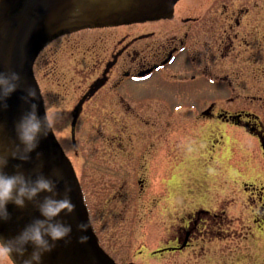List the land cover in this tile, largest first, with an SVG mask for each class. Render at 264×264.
Listing matches in <instances>:
<instances>
[{"label": "rangeland", "instance_id": "1", "mask_svg": "<svg viewBox=\"0 0 264 264\" xmlns=\"http://www.w3.org/2000/svg\"><path fill=\"white\" fill-rule=\"evenodd\" d=\"M70 57L67 53L61 64L69 67ZM234 79L208 75L203 84L208 89ZM236 82L233 105L222 94L223 105L213 108V115L245 112L264 130V70L240 75ZM212 97L205 106H194L193 96L180 102L184 104L95 106L77 124L78 154L71 133L72 107L48 101L52 127L116 264H264V226L256 222L261 203L251 199L264 184L260 143L243 128L204 118L209 101L216 100ZM151 151L156 172L140 184L148 161L139 163V169L135 157ZM160 195L165 196L166 213L155 203ZM197 211L218 215L216 237L200 238L181 253H157L163 245L156 235L170 227L177 233Z\"/></svg>", "mask_w": 264, "mask_h": 264}, {"label": "flooded vegetation", "instance_id": "2", "mask_svg": "<svg viewBox=\"0 0 264 264\" xmlns=\"http://www.w3.org/2000/svg\"><path fill=\"white\" fill-rule=\"evenodd\" d=\"M67 53L71 54L69 67L61 64ZM259 69L264 70V0H179L168 18L66 34L47 45L34 64L46 112L48 101L72 107L70 117L75 131L71 126V133L77 154V124L95 106H156L177 100L176 104H184L180 102L189 96H193L194 106H205L206 99L215 96L203 117H216L243 128L259 140L264 156V130L257 128L252 116L228 111L214 116L212 112L223 105L222 94L233 105L232 90L237 89L238 76ZM208 75L235 79L225 86L221 84L226 82H220L206 89L203 80ZM142 155L140 152L135 157L139 169L143 167L139 163L148 161L138 179L140 184L156 172L151 164L152 151ZM122 158L128 159L127 154ZM252 193L251 199L261 203L256 222L264 226V184ZM164 197L156 196L154 200L166 213ZM89 214L100 244L108 253L90 207ZM220 225L218 215L197 211L177 233L170 227L156 235V241L163 245L157 252L181 253L200 238L212 240ZM0 264L14 262L9 258L0 260Z\"/></svg>", "mask_w": 264, "mask_h": 264}, {"label": "water", "instance_id": "3", "mask_svg": "<svg viewBox=\"0 0 264 264\" xmlns=\"http://www.w3.org/2000/svg\"><path fill=\"white\" fill-rule=\"evenodd\" d=\"M179 0H0V71L9 68L20 72L21 88L8 100V108L0 110V146L15 139L14 124L27 105L21 99L24 88L33 86L39 93L40 114L46 112L40 87L34 74V64L40 52L51 42L66 34L85 29L117 27L151 22L171 16ZM75 131V123L72 125ZM37 151L43 155L30 162L10 160L7 171L23 163V170L30 172L37 164L46 175L59 170L64 179L58 189L64 195L65 183L71 187L75 211L64 219L72 224L73 233L67 241L58 242L52 252L44 256V264H116L103 250L91 224L83 190L70 159L58 142L54 131L41 141ZM12 214L7 222H0V235L14 236L39 215L31 203L24 209L9 205ZM89 222L87 233L76 225ZM87 235L86 243L79 237ZM31 247H29V252ZM14 264L16 262L12 260Z\"/></svg>", "mask_w": 264, "mask_h": 264}, {"label": "clouds", "instance_id": "4", "mask_svg": "<svg viewBox=\"0 0 264 264\" xmlns=\"http://www.w3.org/2000/svg\"><path fill=\"white\" fill-rule=\"evenodd\" d=\"M21 80L20 72L14 69L0 71V110L8 108V100L21 88ZM23 91L21 99L27 108L15 121V139L0 146V222L11 219L10 204L24 209L31 203L39 215L25 224L18 234L10 237L0 235V260L11 258L16 264H44L45 254L52 252L58 242L67 241L73 233L72 224L64 217L72 214L76 205L67 183L64 195H60L58 185L64 177L58 169L52 175H46L41 170V162L30 172L23 170V163L15 164L14 171H7L10 160L30 162L33 153L39 160L43 154L37 149L52 127L47 112L43 116L40 114L37 88L27 86ZM90 226L89 222H81L76 228L87 233ZM88 239L86 234L79 237L81 243Z\"/></svg>", "mask_w": 264, "mask_h": 264}]
</instances>
